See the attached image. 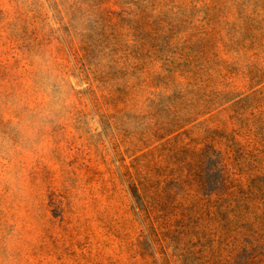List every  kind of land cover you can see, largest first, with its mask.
<instances>
[{
  "label": "rangeland",
  "instance_id": "1",
  "mask_svg": "<svg viewBox=\"0 0 264 264\" xmlns=\"http://www.w3.org/2000/svg\"><path fill=\"white\" fill-rule=\"evenodd\" d=\"M0 264H264V0H0Z\"/></svg>",
  "mask_w": 264,
  "mask_h": 264
}]
</instances>
